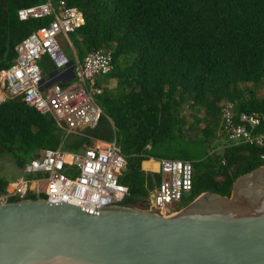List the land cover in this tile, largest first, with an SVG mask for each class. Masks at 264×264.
<instances>
[{"label": "trees", "instance_id": "16d2710c", "mask_svg": "<svg viewBox=\"0 0 264 264\" xmlns=\"http://www.w3.org/2000/svg\"><path fill=\"white\" fill-rule=\"evenodd\" d=\"M42 1L0 0V70L11 64L22 39L51 19H18L19 8ZM66 2L84 16L83 25L70 33L78 57L96 48L112 55L107 75L115 84L104 86L103 93L113 138L127 162L119 182L128 195L120 203L147 210V191L160 180L159 174L141 169L147 157L191 162L192 189L181 206L204 192L229 197L239 176L264 164L257 146L215 142L220 102H232L236 115L264 114V96L258 98L252 88L264 83V0ZM185 110L192 111L191 121ZM99 123L83 135L64 137L50 115L9 98L0 103V155L13 160L18 169L14 179L44 149L61 145L78 152L92 144L91 138L112 140L111 134L97 131ZM259 130L264 131V122ZM10 181L0 174V195Z\"/></svg>", "mask_w": 264, "mask_h": 264}, {"label": "built area", "instance_id": "2783aa9c", "mask_svg": "<svg viewBox=\"0 0 264 264\" xmlns=\"http://www.w3.org/2000/svg\"><path fill=\"white\" fill-rule=\"evenodd\" d=\"M17 17L51 19L23 38L14 48L11 64L0 70V103L18 97L39 113L50 115L64 137L83 135L87 128H95L104 115L95 99L103 93L104 85L96 78L113 69L111 52L96 48L81 58L74 51L71 56L64 52L61 42L66 39L71 46L68 34L84 23L81 10L66 0H43L19 8ZM42 57L49 61L46 72L38 64ZM263 122V113L236 115L232 102H220V130L229 144L261 148L259 157L264 162V131L259 130ZM143 162L151 164L143 167ZM126 164L114 138L109 141L95 138L92 144H83L78 152L66 151L61 145L44 149L8 182L0 203L10 198L22 200L29 194L36 198L43 195L49 203L64 202L93 210L120 203L128 195V188L119 182ZM141 169L160 176L147 191L148 211L164 217L184 207L181 203L192 189L191 162L147 157L142 160ZM40 183H45L43 193Z\"/></svg>", "mask_w": 264, "mask_h": 264}, {"label": "water", "instance_id": "95a60500", "mask_svg": "<svg viewBox=\"0 0 264 264\" xmlns=\"http://www.w3.org/2000/svg\"><path fill=\"white\" fill-rule=\"evenodd\" d=\"M134 203H0V264H264V164L173 215Z\"/></svg>", "mask_w": 264, "mask_h": 264}, {"label": "rangeland", "instance_id": "374dc122", "mask_svg": "<svg viewBox=\"0 0 264 264\" xmlns=\"http://www.w3.org/2000/svg\"><path fill=\"white\" fill-rule=\"evenodd\" d=\"M68 39L70 41V44L71 46L67 43L66 39L63 40L61 42V44L63 45V50L64 52L71 56L73 55V52H75V54L77 55V45L73 39V36L72 34H68ZM78 56V55H77ZM43 59H40L38 61V64L39 66L43 69L44 72H46L45 70H48V67L46 68V65L43 64ZM47 66H49L47 64ZM96 81L101 84H103L105 87L110 86V87H113L114 84H115V80L113 78H110L109 75H105V76H101V77H98L96 78ZM254 90H255V94L258 98H261L264 96V83L263 84H260L258 85L257 87H252ZM107 94L106 93H102L100 96H97L95 97L96 101L99 103V105L101 106V108L103 109L104 111V115H103V119L100 121L98 127H97V131L99 133H108V134H111L112 135V138L114 137V129H113V125H112V121L111 119L109 118L108 116V108L110 107L109 105L106 104L105 102V98H106ZM192 114V111L191 110H185L184 111V115L187 116V120L188 121H191V117L190 115ZM204 125V123H201L200 124V127H202ZM216 133H217V136H216V140L215 142L216 143H224V142H229L227 140V138L225 137V135L221 132L220 130V124L218 125V127H216ZM71 135H76V134H71ZM95 140V138H91V141ZM117 145L120 147V143H119V140H118V143ZM18 172V169L15 167L14 163H13V160L8 156V155H0V174L1 176H3L5 179L7 180H13L12 176L14 174H16ZM16 178V177H15ZM40 189H41V192L43 193L44 192V189H45V183H40ZM186 200L188 201L189 197L186 196L185 197ZM189 203V202H188Z\"/></svg>", "mask_w": 264, "mask_h": 264}, {"label": "crops", "instance_id": "0c3cea01", "mask_svg": "<svg viewBox=\"0 0 264 264\" xmlns=\"http://www.w3.org/2000/svg\"><path fill=\"white\" fill-rule=\"evenodd\" d=\"M42 58H44V59H43V64H45V65H46V68H47V67H48L47 64L49 65V61H48V59H47L46 57H42ZM42 58H41V59H42ZM45 71H46V70H45Z\"/></svg>", "mask_w": 264, "mask_h": 264}]
</instances>
